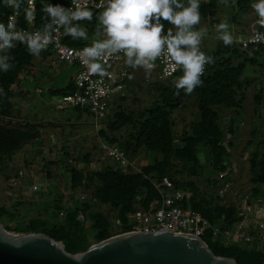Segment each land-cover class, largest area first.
I'll use <instances>...</instances> for the list:
<instances>
[{
  "label": "trees",
  "instance_id": "16d2710c",
  "mask_svg": "<svg viewBox=\"0 0 264 264\" xmlns=\"http://www.w3.org/2000/svg\"><path fill=\"white\" fill-rule=\"evenodd\" d=\"M69 1L50 0L52 4L60 5H66ZM252 2L253 0H228L227 4L232 3L231 7L234 10L232 20L228 23H235L241 13L254 12L251 8ZM34 5L36 9L34 24L37 27H41L44 23L42 19L44 14L41 12V0H34ZM220 5L221 0H202L200 4V19L211 18L209 16H213L215 9ZM23 7L22 4L20 12L24 16ZM12 10L11 8L0 6V21L5 22L7 15ZM99 11L100 9L92 10L93 17L91 20L80 21L81 25L86 27L89 36L88 41L72 39L70 35H64L63 41L72 46H84L90 41L100 38L99 23L96 18ZM162 22L165 26L164 30L167 31L171 25L166 20H162ZM20 23H22V20H20ZM195 27L201 28L202 26L198 24ZM208 29L210 28L208 27ZM219 45L223 46L224 44L220 41ZM221 48L213 49L209 54L213 56L214 63L207 65V70L202 75L203 84L195 88L191 93L185 94L183 90H180V93L177 95L176 90L172 88L168 94L163 96L162 100H158L151 106L143 108L137 113V116L122 113L119 115L118 121H115L114 117L112 120L109 118L106 129L100 130L102 136L112 142H117L129 159L133 157L130 156L127 149L135 143V145L145 146L146 149L159 151L162 154L161 161L156 164L148 163L143 166L140 165L137 167V170L130 169L129 172H121L118 169L107 166L94 171V173H87L83 170L72 168V176L68 188L73 190L78 186H82L83 181L86 182L83 184V187L86 189L91 186L90 183L92 184V188L88 189L89 193H87L88 195L85 200L76 198L71 207L65 208L62 200L58 199L53 206V211L56 216L59 212H63L60 221L54 220L50 222L49 220L36 219L23 229L26 231L42 232L56 240L62 241L65 249L70 253L85 250L90 241L85 232H83L82 221L78 218L79 214L90 217L94 242L120 234L127 230L126 214L128 212L137 208V206L147 208L152 203L158 205L160 194L152 180L153 178L159 179L163 175L168 176L176 188H188L187 190L192 192L190 200L192 209L200 211L203 216L212 222L221 219L226 226L232 224L235 220L237 209L235 199L229 203H221L217 198L218 192H215V194L208 192H205L206 194L204 192L201 193L194 182H181L175 178L176 172L171 170L175 165L183 167L187 165V169L191 170L193 168L192 165L198 161L197 152L200 144H204L207 147L210 164L215 171L223 170L225 167V151L221 144L223 134L217 122V113L214 105L237 106V95L241 92L246 62L256 63L264 68V55L254 54L253 57L249 56L233 42L231 45H224L222 48L223 56L216 58ZM42 52L49 55L48 51L42 50ZM10 54L13 57L12 67L7 72H0V89H3V93L0 94V162H10L13 153L17 149L21 148L27 141L38 136V133L34 132L37 127L36 124L15 123L12 121V116L9 112L12 87L17 84L18 77L25 67L32 65L35 56L31 55L21 43H18L16 47L11 49ZM239 55L243 57L239 64L237 66L229 65L228 62L233 57ZM136 69L129 67V76L125 88L131 81L132 72ZM140 69L145 73L143 68ZM174 78L166 79L170 80ZM66 89L68 88L54 91L55 94L61 96ZM192 94H195L198 98L200 119L192 123L189 130H183L181 144L174 146L171 132L173 120L171 109L177 106L185 97ZM123 97L124 92L114 99L121 101ZM6 118L11 120H4ZM124 123L130 124L133 131L127 140L120 142L113 134V129H119ZM261 145L263 150L257 166L254 160L255 154L251 159L253 167H258V171L252 178L255 186L251 187L252 192L248 193L253 199H264V141H261ZM84 157L88 158L87 155ZM183 171L180 169L179 172ZM15 177H18V173H15ZM207 180L212 184L217 179L213 180L211 177H208ZM138 194L145 195V201L142 204L136 205L134 204V197ZM239 194L241 195V193L237 195L239 196ZM103 204L112 205L111 207L116 212L114 222L109 221L107 216L102 212L90 211L93 206ZM2 212L3 209L0 208V216ZM116 219L119 220V223H116ZM203 240L215 255L232 257L237 264H264L263 252L255 249L252 245L220 244L208 237H203Z\"/></svg>",
  "mask_w": 264,
  "mask_h": 264
},
{
  "label": "rangeland",
  "instance_id": "374dc122",
  "mask_svg": "<svg viewBox=\"0 0 264 264\" xmlns=\"http://www.w3.org/2000/svg\"><path fill=\"white\" fill-rule=\"evenodd\" d=\"M231 4L221 2V5L215 9L213 16H209L211 18L200 19L199 24L207 30V35L202 40V50L208 55L213 49L224 47V45H219L220 40L217 39L215 25L221 21L229 22L232 20L234 10ZM248 18L246 15H244V18H237L240 23L239 20H236L233 25L241 24V27H243L249 22ZM209 20H211L210 23H208ZM214 22L215 24H213ZM222 48L217 53L216 58L223 56ZM47 57L48 53L41 51L39 56L34 57L32 65L36 63L35 60L38 58ZM242 58V55L233 57L228 63L231 66H237ZM54 63L51 64L53 66L48 67H53V76L51 75L49 79H45V77L38 84V87H41L42 94H33L37 85L35 82L21 80V74L18 77L17 84L23 83V86L29 89L32 96L31 101L36 106H39L40 97L42 96L47 101H50V107L55 109L60 102V95L50 94L49 88L60 91L76 70L75 65L61 62ZM30 66L25 67L24 70L26 71ZM173 80L157 79L151 73L146 76L140 68H137L131 74V81L125 88L124 97L121 101H117L111 106L108 120L109 118L112 120L114 117V120L118 121L119 115L122 113L137 116V113L143 108L151 106L158 100H162L170 89H174ZM10 100L9 112L11 115L13 111L12 104L15 101L12 98ZM237 100V106L214 105L217 113V122L223 134L221 144L225 151L224 169L215 171L212 168L208 149L204 144L199 145L197 152L198 161L192 165L193 168L191 170L187 169V165L185 167L175 165L171 169L176 172L175 178L184 183L194 182L200 190L199 192H204V194H206L205 192L215 194L223 183L228 182L226 191L223 194H217V198L221 203H229L234 199L237 201L238 193L252 192L251 187L255 186L252 178L258 171V167H253L251 159L255 154L254 160L257 166L263 150L261 141H264V68L256 63L246 62L241 92L237 95ZM24 103L30 106L29 100H24ZM31 107L33 108V106ZM62 109L58 110L56 108L59 114L70 115L79 113L84 118L90 119L89 116H85V113H80L82 111L80 109ZM199 116L200 109L198 98L195 94L185 97L177 106L171 109V117L173 118L171 132L174 146L181 144L183 130H189L191 124L200 119ZM4 120L11 119L6 118ZM12 121L15 123L22 122L14 120V118H12ZM132 131L131 125L124 123L119 129H113V134L120 142H123L129 138ZM33 143L28 144L26 149V151H30L31 159H26L22 156L19 158L13 153L10 162H0V208L3 209L0 223L11 234L35 232L26 231L23 228L36 219L49 220L50 222L54 220L60 221L62 216L60 212L56 216L53 211V206L58 199L62 200L63 206L66 208L71 207L74 200L79 198V196L84 195L86 198L87 193H89L88 189L92 188L91 183V186L87 189L83 187V184L86 183L85 181H83L82 186H78L73 190L68 188L71 181L72 168L83 170L87 173H94V171H98L105 166L115 168L114 163L99 150L98 145L94 153L92 155L86 153L88 158H85V155H82L84 153L80 154L79 151H75L74 148L77 149L79 147L76 142L70 143L68 146H61L54 141L46 143L35 141ZM63 149L64 151L68 149L70 152L65 153ZM127 152L133 157L131 160L134 161L137 167L148 163L156 164L162 160V154L159 151L146 149L145 146L135 145V143L128 147ZM180 169L184 171L179 172ZM219 171H226L224 181L214 180ZM15 173H18V177H15ZM8 176L12 177L9 178ZM208 177H211L215 182L211 184L207 180ZM156 179L153 178L152 182L154 183ZM33 184L37 185V189H32ZM144 201L145 195L138 194L134 197V204L136 205L142 204ZM111 206L107 204L96 205L90 211L102 212L109 221L114 222L116 212ZM81 215L79 214L78 218L82 221L83 232H85L90 241L88 243L89 247L97 243L94 242L93 230L91 229L92 221L87 215Z\"/></svg>",
  "mask_w": 264,
  "mask_h": 264
},
{
  "label": "clouds",
  "instance_id": "9594fccd",
  "mask_svg": "<svg viewBox=\"0 0 264 264\" xmlns=\"http://www.w3.org/2000/svg\"><path fill=\"white\" fill-rule=\"evenodd\" d=\"M202 0H99L94 7L97 13L100 38L90 41L81 49L82 63L89 74L104 75L105 59L122 54L127 66L143 68L146 76L155 67V61L166 55L181 74L173 80L176 94L183 90L191 93L203 84L202 75L206 65L214 63V58L201 49V42L207 35L200 22ZM227 4L228 0H221ZM26 22L31 25L35 18L34 0H0V6L15 10L7 22L0 21V72L12 67L11 49L17 43L23 44L33 56H39L53 35L63 29L64 35L72 39L89 40L88 32L80 21L91 20L92 9L86 3L72 0L73 6L64 7L41 0L44 14L42 26L32 32L17 26L16 15L21 10ZM251 8L257 16V23L264 26V0H253ZM162 20L171 25L167 31ZM217 39L224 45H231L234 36L227 21L215 25ZM3 89H0V94Z\"/></svg>",
  "mask_w": 264,
  "mask_h": 264
},
{
  "label": "built area",
  "instance_id": "2783aa9c",
  "mask_svg": "<svg viewBox=\"0 0 264 264\" xmlns=\"http://www.w3.org/2000/svg\"><path fill=\"white\" fill-rule=\"evenodd\" d=\"M77 3H86L89 8L95 10L97 8L94 5L99 3V0H77ZM62 6H73L72 0ZM14 14L16 13L13 9L7 15L5 23L8 17ZM23 17L21 12L16 15L19 28L29 32L40 28L35 26L34 20L29 25ZM20 20H22V23H20ZM63 40L64 34L61 28L54 33L52 43L43 49V51L49 52L48 56L53 63L61 62L76 65L70 87L60 96V107L86 110L92 114L97 129L99 131L105 129L110 108L117 102L114 98L119 97L127 85L129 66L125 64L122 54H117L105 59L106 71L104 75L89 74L86 66L82 63L80 55L81 49L86 45L72 46ZM234 43L249 56L254 54L264 55V26L257 23L256 15L248 32H236ZM206 70L207 65L205 72ZM151 74L157 79H166L180 75L181 70L175 68L166 55H162L155 61V67L151 70ZM98 148L106 157L111 159L115 169L121 172L138 169L134 161L128 158L117 142H112L100 135ZM225 178L226 171H219L216 175V179L219 181H224ZM153 184L160 194L158 205L152 203L147 208L137 206V208L128 212L126 214L127 230L122 233L156 231L185 233L195 235L201 239L208 237L220 244L252 245L264 254L263 199H253L248 193L239 194L236 201L235 220L232 224L226 226L221 219L212 222L203 216L200 211L192 209L190 206L192 192L184 188H176L168 176H161ZM227 186L228 182L223 183L218 190V194H223ZM32 189H37V185L33 184ZM79 198L85 200L84 195L79 196ZM60 214L62 215L63 212L61 211ZM116 223H119L118 219H116Z\"/></svg>",
  "mask_w": 264,
  "mask_h": 264
},
{
  "label": "water",
  "instance_id": "95a60500",
  "mask_svg": "<svg viewBox=\"0 0 264 264\" xmlns=\"http://www.w3.org/2000/svg\"><path fill=\"white\" fill-rule=\"evenodd\" d=\"M0 264H237L215 255L195 236L170 231L116 234L87 249L68 252L40 232L11 234L0 223Z\"/></svg>",
  "mask_w": 264,
  "mask_h": 264
},
{
  "label": "crops",
  "instance_id": "0c3cea01",
  "mask_svg": "<svg viewBox=\"0 0 264 264\" xmlns=\"http://www.w3.org/2000/svg\"><path fill=\"white\" fill-rule=\"evenodd\" d=\"M244 15H246L247 18L249 17V22L247 23V25L241 27V24H237L238 26L233 25V23L229 24V28L233 36H236L237 31H242V33L248 32L256 14L254 12L247 14L241 13L239 15V18H244ZM35 61L36 63L30 66L26 71L24 70L20 73V77L23 81L26 80L29 82H35L37 84L34 88L35 92L33 94H42L43 92L41 90V87H38V84L42 82L45 77V79L51 78L50 76L54 73L52 72L53 67H48L53 66L51 65L53 62L51 61L49 56L47 58H38ZM71 81L72 77L65 82L63 88H69ZM23 85V83H18L12 87L11 98L15 102L12 104L13 111L11 115L13 116L12 118H14V120L22 121L19 123L36 124L37 127L34 132H37L38 136L30 141H27L21 148L17 149L14 152L17 157L21 158L22 156L26 159H31V155L29 154L30 151H26V149L28 144H34L33 142L35 141H43L44 143L54 141L61 146H68L70 145V143L76 142L77 144H79V147H77V149L74 148L76 152L79 151L80 154L84 153L82 154L83 156L87 155L86 153H89L91 155L94 153L101 134L97 129L94 118L90 112L86 110H82L83 112L80 111V113H85V116H89V120L87 119V117L84 118L83 115L79 113H72L70 115L59 114L56 108L58 110H61L62 107H60V104H57L56 108L53 109L50 107V101H47L42 96L40 97L41 102L39 103V106H36L31 101L32 96L29 92V89L27 87H24ZM48 91L50 94H55L54 89L49 88ZM24 100H29L30 106H28L27 103H24ZM31 106H33V108ZM68 149L70 150V148ZM68 149L65 151L63 149V152L69 153L70 151Z\"/></svg>",
  "mask_w": 264,
  "mask_h": 264
}]
</instances>
